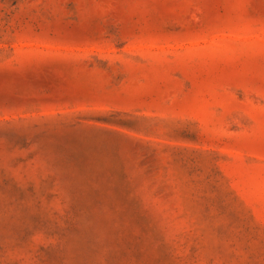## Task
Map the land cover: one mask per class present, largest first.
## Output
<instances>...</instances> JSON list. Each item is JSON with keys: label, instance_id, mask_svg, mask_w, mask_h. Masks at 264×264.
<instances>
[{"label": "rangeland", "instance_id": "1", "mask_svg": "<svg viewBox=\"0 0 264 264\" xmlns=\"http://www.w3.org/2000/svg\"><path fill=\"white\" fill-rule=\"evenodd\" d=\"M0 264H264V0H0Z\"/></svg>", "mask_w": 264, "mask_h": 264}]
</instances>
